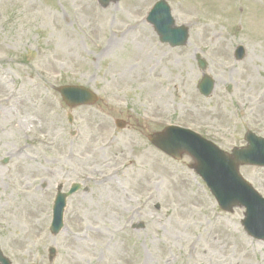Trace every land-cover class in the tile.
Here are the masks:
<instances>
[{
    "label": "rangeland",
    "instance_id": "rangeland-1",
    "mask_svg": "<svg viewBox=\"0 0 264 264\" xmlns=\"http://www.w3.org/2000/svg\"><path fill=\"white\" fill-rule=\"evenodd\" d=\"M156 1L0 0V249L11 264H264L243 207L221 210L188 155L147 141L167 124L227 153L248 129L264 136V0H165L188 29L178 47L145 21ZM60 85L98 101L70 109ZM238 170L264 197V168ZM72 183L53 235L56 187Z\"/></svg>",
    "mask_w": 264,
    "mask_h": 264
},
{
    "label": "water",
    "instance_id": "water-1",
    "mask_svg": "<svg viewBox=\"0 0 264 264\" xmlns=\"http://www.w3.org/2000/svg\"><path fill=\"white\" fill-rule=\"evenodd\" d=\"M105 6L111 0H100ZM117 1V0H112ZM147 21L159 35L161 41L171 46L183 45L187 39V29L174 27L169 8L164 1L157 2L149 12ZM236 58L243 57L242 47H237ZM198 64L205 71L206 63L198 57ZM199 91L208 96L213 89L212 78L204 74L198 84ZM57 90L64 101L74 107L95 102L96 96L82 86H61ZM149 141L164 153L180 158L187 153L194 160V171L205 181L218 205L224 210H231L233 206L245 207L242 225L248 235L264 240V199L240 176L238 166L251 164L264 166V139L247 132L245 140L247 146L232 149L227 154L209 141L201 138L190 130L178 127H167L163 132L149 135ZM78 185L71 187L67 194L58 193L53 205V215L50 230L56 234L62 228L65 197L76 191ZM141 227V225H134ZM0 264H10L0 251Z\"/></svg>",
    "mask_w": 264,
    "mask_h": 264
}]
</instances>
